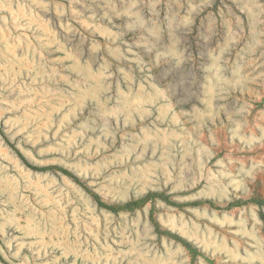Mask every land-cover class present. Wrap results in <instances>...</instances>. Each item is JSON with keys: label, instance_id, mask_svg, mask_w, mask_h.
Listing matches in <instances>:
<instances>
[{"label": "rangeland", "instance_id": "obj_1", "mask_svg": "<svg viewBox=\"0 0 264 264\" xmlns=\"http://www.w3.org/2000/svg\"><path fill=\"white\" fill-rule=\"evenodd\" d=\"M0 128V264H264V0H0Z\"/></svg>", "mask_w": 264, "mask_h": 264}, {"label": "trees", "instance_id": "obj_2", "mask_svg": "<svg viewBox=\"0 0 264 264\" xmlns=\"http://www.w3.org/2000/svg\"><path fill=\"white\" fill-rule=\"evenodd\" d=\"M0 134L5 136L3 130L0 128ZM20 154V153H19ZM20 157L24 160V157L20 154ZM65 174H67L68 176H70L74 181H76L77 183H80V184H84L83 182H81L78 178L74 177L73 175L67 173L66 171H63ZM89 190V189H88ZM155 195H159L158 193H148L145 197H144V201H149L153 196ZM134 202H130V203H127V204H133ZM261 218L264 219V213L261 212ZM152 224L154 225L155 227V230L159 233L161 232V227L160 225L156 222V220L152 217ZM164 232V231H162ZM162 234H165V233H162ZM168 236H172V233H169L168 232Z\"/></svg>", "mask_w": 264, "mask_h": 264}]
</instances>
